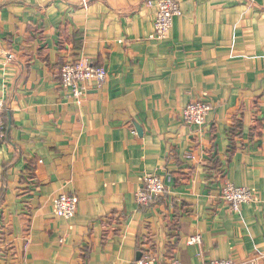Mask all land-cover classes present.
Instances as JSON below:
<instances>
[{
    "label": "crops",
    "instance_id": "0c3cea01",
    "mask_svg": "<svg viewBox=\"0 0 264 264\" xmlns=\"http://www.w3.org/2000/svg\"><path fill=\"white\" fill-rule=\"evenodd\" d=\"M88 1L0 0V264H264V0H177L164 40L148 0ZM69 60L108 72L80 107ZM199 99L213 110L188 126ZM151 174L167 191L142 207ZM226 181L257 202L233 211Z\"/></svg>",
    "mask_w": 264,
    "mask_h": 264
},
{
    "label": "built area",
    "instance_id": "2783aa9c",
    "mask_svg": "<svg viewBox=\"0 0 264 264\" xmlns=\"http://www.w3.org/2000/svg\"><path fill=\"white\" fill-rule=\"evenodd\" d=\"M84 8L89 7L88 0H82ZM149 7H156L153 38L164 40L173 27L174 20L183 15L181 5L177 0H148ZM61 86L71 92L75 105L82 106L88 92L95 83L97 89H101L108 78V72L104 67H95L83 64L81 61H66L60 72ZM211 104L202 99L188 104L182 109L180 116L188 126L203 127L212 112ZM6 107L0 104V144L7 137L5 123ZM165 179L158 175H146L142 188L136 193V201L139 206L147 207L153 204L160 196L166 193ZM221 198L233 211L238 212L244 205L257 202L256 192L246 187H236L230 181H226L221 190ZM79 200L77 196L62 194L53 200V212L60 219L72 220L78 212ZM201 242V237L191 239V244ZM139 264H177L175 262H160L151 254H145ZM210 264H241L232 260H215Z\"/></svg>",
    "mask_w": 264,
    "mask_h": 264
}]
</instances>
